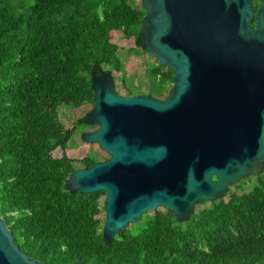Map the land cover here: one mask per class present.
Listing matches in <instances>:
<instances>
[{"label":"trees","instance_id":"1","mask_svg":"<svg viewBox=\"0 0 264 264\" xmlns=\"http://www.w3.org/2000/svg\"><path fill=\"white\" fill-rule=\"evenodd\" d=\"M143 16L132 0H0V216L20 250L44 264H264V171L245 181L250 189L239 183L222 199L199 201L185 223L167 211L146 214L107 243L106 193L81 195L67 183L99 155L53 156L73 134L61 110L93 105L91 74L123 73L111 33L145 52ZM146 74L150 95L165 98L173 70L157 63Z\"/></svg>","mask_w":264,"mask_h":264},{"label":"water","instance_id":"2","mask_svg":"<svg viewBox=\"0 0 264 264\" xmlns=\"http://www.w3.org/2000/svg\"><path fill=\"white\" fill-rule=\"evenodd\" d=\"M141 8L143 50L173 70L167 97H126L112 72L92 73L82 121L98 128L80 140L109 158L67 181L71 192L106 193L107 243L160 208L185 223L199 201L264 171V0L256 11L254 0H141ZM0 264H44L20 250L1 216Z\"/></svg>","mask_w":264,"mask_h":264},{"label":"rangeland","instance_id":"3","mask_svg":"<svg viewBox=\"0 0 264 264\" xmlns=\"http://www.w3.org/2000/svg\"><path fill=\"white\" fill-rule=\"evenodd\" d=\"M132 6L136 9L141 8V0H132ZM111 40L121 49V57L123 59V73L113 71V76H116L122 95L125 96L127 91L124 90V84L128 89L137 95H150V85L147 79L146 67H154L157 65V61L143 52L141 49L135 47L133 40L123 38L119 33L112 32ZM134 49V51H129ZM125 77L123 83L121 79ZM151 96V95H150ZM92 106H83L78 109H64L61 110V121L64 126V132L68 131L73 133L72 138L67 144L66 151L57 149L53 152L54 157H60L62 154L74 159H80L88 153H96L99 155L100 160H106L109 156L100 151L98 146L90 147L84 144L80 140L82 133L92 132L97 129V126H90L84 128L83 124H80L86 113L91 110ZM253 185V180L245 182L244 188L250 189ZM234 190V188L232 189ZM200 209V207L198 208ZM166 211L164 209H158L155 212H150L151 216L161 217ZM104 216V215H103ZM102 216V218H103Z\"/></svg>","mask_w":264,"mask_h":264},{"label":"flooded vegetation","instance_id":"4","mask_svg":"<svg viewBox=\"0 0 264 264\" xmlns=\"http://www.w3.org/2000/svg\"><path fill=\"white\" fill-rule=\"evenodd\" d=\"M263 2V0L261 1V3ZM166 97H167V95H166ZM166 97L165 98H163V99H158V100H161V101H164L165 99H166ZM98 128V127H97Z\"/></svg>","mask_w":264,"mask_h":264}]
</instances>
